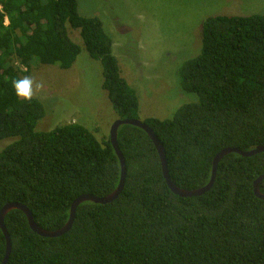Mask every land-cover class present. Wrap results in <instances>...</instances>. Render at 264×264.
<instances>
[{
  "label": "trees",
  "instance_id": "1",
  "mask_svg": "<svg viewBox=\"0 0 264 264\" xmlns=\"http://www.w3.org/2000/svg\"><path fill=\"white\" fill-rule=\"evenodd\" d=\"M79 1L0 0V141L15 139L0 151V212L21 204L47 231L67 224L80 197L112 194L121 163L110 134L100 141L78 123L38 132L44 103L17 97L12 81L35 62L71 69L82 49L69 29L79 30L89 56L102 64V87L117 119L140 120L138 94L122 75L105 21L81 15ZM179 75L182 91L198 100L172 119L143 122L166 150L173 184L198 190L223 150L264 147V13L205 19L201 52ZM118 144L127 165L118 199L81 204L71 230L57 238L39 236L24 212H10L7 264H264V200L254 192L264 153L227 155L209 192L182 198L169 188L145 131L123 125ZM6 249L0 226V264Z\"/></svg>",
  "mask_w": 264,
  "mask_h": 264
},
{
  "label": "rangeland",
  "instance_id": "2",
  "mask_svg": "<svg viewBox=\"0 0 264 264\" xmlns=\"http://www.w3.org/2000/svg\"><path fill=\"white\" fill-rule=\"evenodd\" d=\"M79 12L105 21L122 75L138 94L140 120H166L198 100L182 91L179 71L184 62L200 54L205 19L261 14L264 0H80ZM69 33L82 49L71 69L37 66L38 62L28 73L23 68L22 78L44 84L33 96L46 109L36 130L48 132L78 123L103 141L117 115L102 87V64L89 56L79 30L69 29ZM14 141H0V151Z\"/></svg>",
  "mask_w": 264,
  "mask_h": 264
},
{
  "label": "water",
  "instance_id": "3",
  "mask_svg": "<svg viewBox=\"0 0 264 264\" xmlns=\"http://www.w3.org/2000/svg\"><path fill=\"white\" fill-rule=\"evenodd\" d=\"M123 125H131L137 128L142 129L143 131H145L147 133V135L151 138V140L153 141L158 154L160 156V160L162 163V169H163V174L165 177V180L169 186V188L172 190V192L182 198H192V197H198V196H202L204 194H206L207 192H209L214 183H215V179H216V173H217V168L218 165L220 163V161L226 157L229 154H239L243 157H252L255 156L259 153H264V147H258L254 150L248 151V152H243L240 151L239 149H235V148H228L223 150L222 152H220L219 154H217V156L215 157L214 161H213V171H212V177L210 182L203 188L198 189V190H184L181 189L179 187H177L176 185L173 184V182L171 181L170 175H169V169H168V164H167V155H166V150L163 146V144L161 143V141L157 138V136L155 135V133L153 132V130L146 125L143 121L141 120H135V119H130V120H120L117 119L113 125L111 126L110 129V139H111V143L116 151V154L120 160L121 163V179H120V183L118 188L110 195L103 197V198H96L93 196H82L79 199H77L71 208V214H70V218L67 222V224L56 231H47L44 230L42 228H40L34 221V217L31 213V211L29 209H27L25 206L21 205V204H8L6 205L0 212V226L2 228V231L6 237V241H7V249H6V256L5 259L3 261V264H7L11 251H12V243H11V238L10 235L7 231V228L5 227V217L12 211L14 210H20L22 212H24L27 216L29 225L31 227V229L33 230V232L37 233L39 236L45 237V238H57V237H61L65 234H67L74 223L75 217H76V212L78 207L86 202H93L96 204H101V205H107L110 204L112 202H114L115 200L118 199V197L121 195L124 186H125V181H126V177H127V165H126V160L123 156V154L121 153L120 149H119V144H118V132L119 129L123 126ZM264 181V175L262 177H260L259 179H257L254 183V192L255 195L261 199L264 200V194L261 193L260 191V183Z\"/></svg>",
  "mask_w": 264,
  "mask_h": 264
},
{
  "label": "clouds",
  "instance_id": "4",
  "mask_svg": "<svg viewBox=\"0 0 264 264\" xmlns=\"http://www.w3.org/2000/svg\"><path fill=\"white\" fill-rule=\"evenodd\" d=\"M12 86L17 97L30 102L36 91L42 90L43 82H36L31 77L25 76L18 80L12 81Z\"/></svg>",
  "mask_w": 264,
  "mask_h": 264
}]
</instances>
